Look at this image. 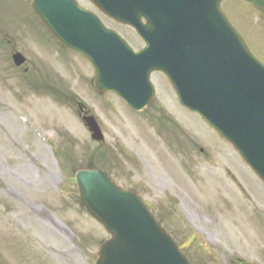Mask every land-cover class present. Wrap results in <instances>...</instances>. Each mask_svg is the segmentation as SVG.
Here are the masks:
<instances>
[{"label": "rangeland", "instance_id": "1", "mask_svg": "<svg viewBox=\"0 0 264 264\" xmlns=\"http://www.w3.org/2000/svg\"><path fill=\"white\" fill-rule=\"evenodd\" d=\"M26 1L0 0V264H95L109 234L80 204L73 178L89 161L138 193L193 264H264V181L238 150L171 93L164 101L158 93L156 104L176 126L155 125L147 120L152 109L138 115L117 95L97 94L92 67L59 53ZM222 7L264 62L255 15L241 1ZM106 22L139 45L130 29ZM14 47L33 77L13 64ZM46 73L60 93L40 91L38 75ZM77 101L96 116L104 143L91 139ZM48 216L65 231V247Z\"/></svg>", "mask_w": 264, "mask_h": 264}, {"label": "water", "instance_id": "2", "mask_svg": "<svg viewBox=\"0 0 264 264\" xmlns=\"http://www.w3.org/2000/svg\"><path fill=\"white\" fill-rule=\"evenodd\" d=\"M140 34L153 25L173 33L169 59L161 48L134 53L74 0H33L45 27L63 46L85 56L95 68V90L114 91L135 110L153 99L149 75L163 70L180 102L231 141L264 180V65L247 47L221 8L223 0H92ZM264 16V0H242ZM153 20L145 25L140 18ZM160 32V33H161ZM16 64L24 57L14 56ZM92 138L102 140L93 116L84 119ZM80 200L111 238L96 264H190L142 200L115 185L102 171L75 174ZM248 264V263H243Z\"/></svg>", "mask_w": 264, "mask_h": 264}, {"label": "bare ground", "instance_id": "3", "mask_svg": "<svg viewBox=\"0 0 264 264\" xmlns=\"http://www.w3.org/2000/svg\"><path fill=\"white\" fill-rule=\"evenodd\" d=\"M47 222H48V224H50V226H52L58 233H60L61 235H62V237L64 238V240L63 241H61V243H62V247H65V245H66V243H67V241H68V237H67V235L65 234V231L61 228V226L56 222V221H54L53 219H52V217L51 216H48V218H47ZM58 239V238H57ZM58 243H59V239H58ZM63 249V248H62ZM60 255H63V256H65V255H67V256H71V255H73V252L72 251H70V250H68V251H61L60 250Z\"/></svg>", "mask_w": 264, "mask_h": 264}, {"label": "flooded vegetation", "instance_id": "4", "mask_svg": "<svg viewBox=\"0 0 264 264\" xmlns=\"http://www.w3.org/2000/svg\"><path fill=\"white\" fill-rule=\"evenodd\" d=\"M141 47H142V45H141ZM141 47H140V48H141ZM25 69H26V68H25ZM25 69H24V70H25ZM153 74H158V75H160V76L164 79V80H163L162 78L159 77L160 80L163 81V82L166 81L164 87H165V89L167 90V89H168V88H167V80L165 79V77L163 76V74H162L161 72H155V73H153ZM42 81H43V80H42ZM168 91H169V90H168ZM163 118H165V119H167V120H170V118H169L168 116H164Z\"/></svg>", "mask_w": 264, "mask_h": 264}]
</instances>
